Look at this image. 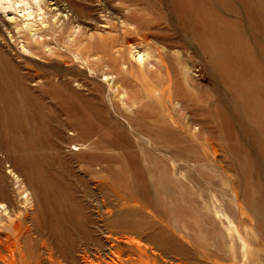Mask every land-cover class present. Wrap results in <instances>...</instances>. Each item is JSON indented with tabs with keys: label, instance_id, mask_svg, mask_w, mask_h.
I'll return each instance as SVG.
<instances>
[{
	"label": "rangeland",
	"instance_id": "rangeland-1",
	"mask_svg": "<svg viewBox=\"0 0 264 264\" xmlns=\"http://www.w3.org/2000/svg\"><path fill=\"white\" fill-rule=\"evenodd\" d=\"M18 1L0 264H264V0Z\"/></svg>",
	"mask_w": 264,
	"mask_h": 264
},
{
	"label": "bare ground",
	"instance_id": "bare-ground-1",
	"mask_svg": "<svg viewBox=\"0 0 264 264\" xmlns=\"http://www.w3.org/2000/svg\"><path fill=\"white\" fill-rule=\"evenodd\" d=\"M36 3H38V5L41 4L42 0H35ZM10 3V2H9ZM16 5L20 8H24L22 11H25L29 8V3L26 0H19L18 2H16ZM58 6V5H57ZM9 7V6H8ZM40 7V6H38ZM59 7V6H58ZM61 11L60 8H57V12L59 13ZM112 255V254H111ZM115 261V260H114Z\"/></svg>",
	"mask_w": 264,
	"mask_h": 264
}]
</instances>
